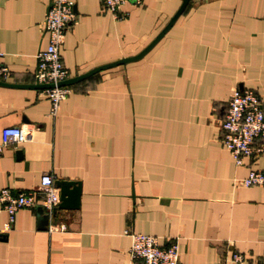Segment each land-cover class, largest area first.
<instances>
[{
    "label": "crops",
    "instance_id": "obj_1",
    "mask_svg": "<svg viewBox=\"0 0 264 264\" xmlns=\"http://www.w3.org/2000/svg\"><path fill=\"white\" fill-rule=\"evenodd\" d=\"M71 1L65 80L137 55L181 3L127 2L114 21L98 0ZM49 2L0 0V83L9 85H0V190L35 191L49 175L79 184L78 208L41 209L44 226L38 206L21 208L7 232L1 212L0 264H133L124 230L175 243L177 264H228L233 254L264 264V187L237 184L264 171V150L235 167L220 144L233 89L253 92L264 110V0H189L141 58L66 86L54 117L41 90L26 88ZM9 127L25 141L6 144Z\"/></svg>",
    "mask_w": 264,
    "mask_h": 264
},
{
    "label": "built area",
    "instance_id": "obj_2",
    "mask_svg": "<svg viewBox=\"0 0 264 264\" xmlns=\"http://www.w3.org/2000/svg\"><path fill=\"white\" fill-rule=\"evenodd\" d=\"M100 8L114 21H120L124 15L121 7L129 2L138 4L139 0H98ZM74 3L71 0H50L41 23V32L46 35L47 43L43 50L35 56L33 82L35 85H51V88L41 90L49 104L48 115L54 117L59 103L69 94L67 87L57 84L66 78V71L60 63L59 50L64 35L75 22ZM3 53L0 50V60ZM8 70L0 63V81L6 80ZM222 133L220 144L230 155L234 166L242 165L243 157H255L263 150V144L256 147V139L264 141V110L259 105L257 96L249 90L233 89L227 103V109L220 121ZM4 142L9 145L23 143L26 136L18 127L5 128L1 132ZM243 188L264 187V171H249L237 182ZM59 203L58 189L53 185L49 175L40 177L39 186L35 191L12 194L9 189L0 190V213L7 215L3 232L9 230L14 213L24 207L38 206L51 216ZM63 231L62 225L48 226V232ZM123 235L130 239L128 257L133 264H177L178 250L175 243L160 247L156 238L124 230ZM242 256L233 254L228 264H241Z\"/></svg>",
    "mask_w": 264,
    "mask_h": 264
},
{
    "label": "water",
    "instance_id": "obj_3",
    "mask_svg": "<svg viewBox=\"0 0 264 264\" xmlns=\"http://www.w3.org/2000/svg\"><path fill=\"white\" fill-rule=\"evenodd\" d=\"M189 0H181V3L176 10V12L173 14V16L169 19L167 24L163 27V29L156 35V37L137 55L130 57V58H125L121 59L119 61H116L111 64L103 65L101 67L94 68L87 73L74 77L72 79H67L59 82L57 84L58 87H66L69 86L73 83H76L78 81H81L99 71L106 70L112 67L120 66L123 64H126L128 62L136 61L139 58H141L164 34L165 32L171 27V25L174 23L176 18L180 15L182 10L184 9L185 5L188 3ZM47 10V9H46ZM74 10V8H73ZM0 85H5L0 83ZM9 86V85H5ZM16 88H23V87H16ZM25 88V87H24ZM26 88H32V89H37V90H44L51 88V85H33L31 87H26ZM54 186L55 188L58 189V195H59V203L56 206V209L59 210H64V211H72L76 210L78 208V201H79V195H80V188L78 183L74 182H69V181H54ZM54 210L52 211L51 216H54ZM37 215L39 218V224L43 226L46 225L48 217L46 215H42V210L41 208L37 209Z\"/></svg>",
    "mask_w": 264,
    "mask_h": 264
}]
</instances>
